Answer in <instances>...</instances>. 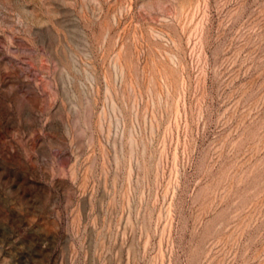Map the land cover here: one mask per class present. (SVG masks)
I'll use <instances>...</instances> for the list:
<instances>
[{"label":"rangeland","instance_id":"374dc122","mask_svg":"<svg viewBox=\"0 0 264 264\" xmlns=\"http://www.w3.org/2000/svg\"><path fill=\"white\" fill-rule=\"evenodd\" d=\"M0 264H264V0H0Z\"/></svg>","mask_w":264,"mask_h":264}]
</instances>
